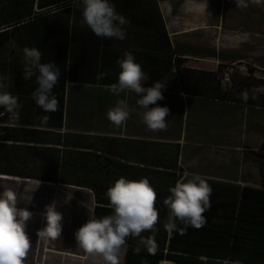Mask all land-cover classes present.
I'll return each mask as SVG.
<instances>
[{"label": "crops", "instance_id": "obj_1", "mask_svg": "<svg viewBox=\"0 0 264 264\" xmlns=\"http://www.w3.org/2000/svg\"><path fill=\"white\" fill-rule=\"evenodd\" d=\"M62 2L75 5L73 14L69 6L58 15L59 20H49L56 16H40L0 31V93L17 98L14 106H0L6 108L0 118L12 127L47 132L38 135L41 137L38 143L28 145L36 148L30 152L37 158L52 164L45 173L56 172L55 178L66 181L73 170L80 180L82 174L95 170L94 174H99L95 183H102L100 178L107 172L108 182L113 185L120 177L129 179L130 167H139L172 174L171 179L175 174L177 181L180 173L182 178L185 174L187 178L199 174L207 180L261 188L262 178L254 153L264 142V131L259 126V113L264 107L247 105L251 110L245 111L239 100L226 101L219 96L211 99L196 94L163 95L164 99L156 103L169 108L166 127L150 130L136 104L137 94L128 91L117 96L109 90L117 81L118 60L125 52L132 53L149 76L145 86H151L169 72L174 73L173 56L206 59L196 48L180 51L177 48L173 53L175 46L171 38L159 35V0H112L116 11L130 22L125 26L124 40L95 35L83 23L81 0H35L34 10L42 12ZM260 32L263 30L256 35ZM32 49L39 51L41 63L52 62L59 68L60 76L52 90L58 100L54 112L45 113L36 105L32 97L37 87L35 75L24 78L26 50ZM252 59L255 71H264V60ZM99 73H105L104 77L98 79ZM119 100L139 109L137 115L131 114L122 125L115 126L105 116V110L116 106ZM45 115L49 119L42 122ZM225 121L231 129L223 126ZM236 121L240 123L239 131H235ZM247 121L251 128L243 131ZM89 136H92L90 142H85ZM227 147L228 151L224 150ZM156 160L162 164L159 168L151 165ZM168 179L165 176L164 181ZM72 187L92 188L78 184Z\"/></svg>", "mask_w": 264, "mask_h": 264}, {"label": "rangeland", "instance_id": "obj_2", "mask_svg": "<svg viewBox=\"0 0 264 264\" xmlns=\"http://www.w3.org/2000/svg\"><path fill=\"white\" fill-rule=\"evenodd\" d=\"M245 2L246 7H239L235 0H159V18L175 46L173 53L177 52V48L179 51L182 48L189 50L196 48L199 55L206 58L197 61L173 56V60L176 58L184 60L180 68L212 73L214 76L207 81L208 84L220 88L218 96L226 101L239 100L242 102L239 103L242 104L241 108L248 111L251 109L247 105L255 104L254 101L257 100L259 80H264V71L259 73L251 66L254 62L253 57L264 60V3H256L255 0ZM69 6L62 2L53 8L45 9L37 17L56 16L49 20H59L58 15L63 10L68 9L73 14L75 5ZM262 30L263 33L256 35L257 31ZM233 57L236 60H243L242 62H237L235 58L230 60ZM173 72H169L163 78L159 77V80L166 84L162 90L163 95H192L186 92L193 89L192 81L185 84L176 77L175 71ZM207 97L212 99L214 95ZM244 99L247 100L246 103ZM138 109L135 106L129 107V115H137ZM108 110H105V116ZM259 114L261 120L259 126L264 131V109ZM88 116H91V112ZM250 121L252 122V119ZM237 123L238 121L235 123L237 126L235 131L240 124ZM223 124L226 129L232 127L227 121ZM1 126L12 127L10 124H4L0 118ZM246 128L248 130L251 128L248 121L244 124L243 131ZM85 138H89L84 140L89 143L92 136ZM25 146L23 143L13 145L9 141L0 142V175L18 178L14 180L0 178V192L12 190L16 195L17 211L31 213L26 221V232L31 240V246L24 258V264H105L101 255L86 253L75 239L76 230L92 215L95 205L94 192L88 188L72 187L80 180L76 170L70 172L66 181L55 182L53 178L58 177V174L53 175L52 171L45 173L52 164L49 161L43 162L33 152L24 149ZM224 150L228 151V147ZM7 157H11L14 164L9 165ZM53 203L62 217L61 235L55 239H44L37 233L46 224L44 219L46 206ZM124 250L125 247L119 255V264H122Z\"/></svg>", "mask_w": 264, "mask_h": 264}, {"label": "clouds", "instance_id": "obj_3", "mask_svg": "<svg viewBox=\"0 0 264 264\" xmlns=\"http://www.w3.org/2000/svg\"><path fill=\"white\" fill-rule=\"evenodd\" d=\"M237 6L246 7L245 0H235ZM264 3V0H255ZM83 23L97 36L124 40L127 36L125 26L129 20L118 13L112 0H81ZM25 79L36 77L37 87L32 97L45 113L54 112L58 100L53 93L60 76L59 68L52 62L41 63L40 53L36 49L26 50ZM120 71L117 81L109 90L119 95L122 92L137 94L136 104L141 109L142 120L150 130L166 127L165 117L169 114L167 106L156 102L163 100L165 82L155 81L145 86L149 76L142 70L130 52L118 60ZM105 73H99L98 79ZM17 98L7 93H0V106H14ZM152 105V107H150ZM129 106L125 100H119L116 106L107 112V118L115 125H122L129 117ZM47 115L41 117L47 122ZM169 195L163 199L168 210L164 228L169 233L184 232L188 227L199 228L204 223L203 213L210 207L211 188L199 174L191 178L178 180L169 188ZM111 213L101 217L91 216L75 232L77 244L88 254H99L105 264H119V255L129 236L139 237L142 232L153 229L158 220V209L155 207L156 192L147 178L139 181L125 177L117 179L106 192ZM16 195L12 190L0 192V264H24L31 240L26 232V221L31 216L29 211L18 212L15 207ZM45 226L37 235L44 239H55L61 235V214L55 204L46 206L44 212ZM183 225L180 228L178 222ZM149 247L155 252V244Z\"/></svg>", "mask_w": 264, "mask_h": 264}, {"label": "trees", "instance_id": "obj_4", "mask_svg": "<svg viewBox=\"0 0 264 264\" xmlns=\"http://www.w3.org/2000/svg\"><path fill=\"white\" fill-rule=\"evenodd\" d=\"M34 5L35 0H0V31L36 19L40 12L34 10ZM161 24L159 18V35L167 39V33ZM183 61L182 58H176L172 66L176 77L185 84L192 81L193 89L186 92L196 95L220 94V88L208 84L207 79L210 80L211 76H214L212 73L183 70L180 68ZM257 89L258 96L254 103L264 107V80H259ZM243 101L247 102L246 99ZM5 111L6 108H0V114ZM45 133L47 132L28 129L25 126H1L0 142L9 141L13 145L23 143L26 145L24 149L31 150L36 148L28 145L38 143L41 140L38 135ZM155 145L158 146L159 143ZM149 149L155 150V147L149 146ZM254 155L262 178L261 188L240 187L232 183L205 179L211 188V195L210 207L203 213L204 223L199 228L188 227L184 232L169 233L164 228L168 210L163 205V199L170 194L169 188L177 182L175 174L171 179L172 174L130 167L132 170L127 174L130 176L129 180L139 181L147 178L156 192L155 207L158 209V220L153 229L142 232L139 237L126 238L122 264H264V142ZM7 163L14 164L13 159L7 157ZM151 165L159 168L162 164L156 160L151 162ZM94 173L95 170H91L82 174V180L76 183L92 187L88 188L94 192L95 198L91 216L101 217L112 211L106 195L112 185L108 182L107 172L100 178L102 183H95L94 180L99 179V174ZM181 175L180 173V179ZM165 176H169L168 181H164ZM53 180L65 181L62 178ZM177 223L183 228L179 221ZM149 241L155 244V252L149 251Z\"/></svg>", "mask_w": 264, "mask_h": 264}, {"label": "bare ground", "instance_id": "obj_5", "mask_svg": "<svg viewBox=\"0 0 264 264\" xmlns=\"http://www.w3.org/2000/svg\"><path fill=\"white\" fill-rule=\"evenodd\" d=\"M0 178H4V179H18V178L8 177V176H5V175H0Z\"/></svg>", "mask_w": 264, "mask_h": 264}]
</instances>
